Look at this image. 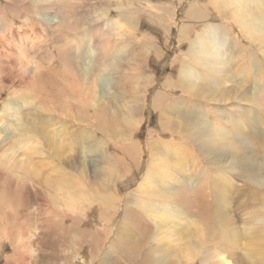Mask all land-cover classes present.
Segmentation results:
<instances>
[{"label":"rangeland","instance_id":"374dc122","mask_svg":"<svg viewBox=\"0 0 264 264\" xmlns=\"http://www.w3.org/2000/svg\"><path fill=\"white\" fill-rule=\"evenodd\" d=\"M36 1L0 0V120L8 134L0 132V264H221L222 254L230 264H263L250 256L259 234L249 224L257 229L252 218L264 214L255 198L264 200V24H250L264 18V0H49L52 8L28 11ZM21 36L48 101L17 66L19 44L9 47ZM216 42L223 71L205 62ZM11 96L23 104L13 132L17 119L1 116ZM42 100L57 113L42 110ZM250 110L260 123L244 126ZM37 115L53 125L45 137L36 119L43 133L31 139ZM203 122L233 127L229 138L240 132L250 158L241 159L235 140L204 151L213 128ZM22 138L31 140L24 151H38L15 155H29L41 171L24 172L3 155ZM225 176L232 182L226 212L217 207L221 198L214 201V184ZM170 194L182 201L162 220L159 205ZM200 196L212 204L205 211L191 203ZM221 211L240 232L237 245L216 240L187 250Z\"/></svg>","mask_w":264,"mask_h":264},{"label":"bare ground","instance_id":"6f19581e","mask_svg":"<svg viewBox=\"0 0 264 264\" xmlns=\"http://www.w3.org/2000/svg\"><path fill=\"white\" fill-rule=\"evenodd\" d=\"M13 1V0H12ZM213 1H216V4H217V2H219L220 0H213ZM222 1V0H221ZM229 1V0H228ZM233 1H235V0H233ZM56 2V1H55ZM227 2V1H226ZM51 1H49V0H38V1H36V2H34L33 3V5H29L26 9H28V11H31V9H33L34 10V8L33 7H36L37 9H39V8H42L43 10H48V9H50V8H52L53 7V5H51ZM54 3V2H53ZM36 6H35V5ZM259 8V7H258ZM260 9V8H259ZM258 10V9H257ZM260 11V10H259ZM2 13H3V9H1L0 8V19H2V17H3V15H2ZM250 14V13H249ZM240 15V14H239ZM256 15V14H255ZM236 16H237V14H236ZM242 16H240L239 18H241ZM256 17V16H255ZM257 18V17H256ZM242 19V18H241ZM244 22H245V20L244 19H242ZM249 22V20L248 21H246V23H248ZM238 23V22H237ZM242 23V22H241ZM246 23H244V25H247ZM259 23V24H258ZM251 28H256L257 29V27L260 25V27H262V24H264V18L263 19H259L258 18V20L256 21H251ZM241 25V24H240ZM122 26V25H121ZM123 27V26H122ZM249 27V26H248ZM247 27V28H248ZM259 28V27H258ZM8 30H13V26L11 27V28H8L7 27V31L5 30V28H3V30H2V33L4 34V36H7L8 35V33L10 32V31H8ZM254 30V29H253ZM262 30V29H261ZM260 31V30H259ZM13 32H16V31H13ZM12 32V33H13ZM244 32H245V29H244ZM264 32V31H263ZM210 33H213L212 31L210 32ZM243 33V32H242ZM246 33V32H245ZM253 33V32H252ZM247 34H249V33H247ZM257 35V34H256ZM17 36V35H16ZM210 36V35H209ZM255 36V35H254ZM259 36V35H258ZM261 36V35H260ZM22 37V36H21ZM3 38V37H2ZM17 38V37H16ZM28 39V38H27ZM213 40V39H212ZM24 41H26V37L24 36V38L22 37V38H20V40H19V42L17 41V40H15L14 42L12 41V42H10V43H8V44H10L9 45V47H11V46H16L15 45V43L16 44H19L17 47V50L15 51V53H13L14 55V57L16 58V57H18L17 58V66L19 67V69H20V71L22 72V74H23V76H26L27 78H30V76L32 77V82H34V79H36L38 76H39V74H40V69L38 68V65L35 63V62H33L32 61V58L31 57H29V55L27 54L28 52L27 51H25L24 52V50L23 49H21V48H19V46L20 47H23V46H21L22 44H23V42ZM262 42H264V41H262ZM14 43V44H13ZM28 43V42H27ZM28 45V44H27ZM27 45H25V46H27ZM203 46V45H202ZM12 47V48H13ZM11 49V48H10ZM14 49H11V51H13ZM9 52H10V50H9ZM27 52V53H26ZM213 52H214V54L213 55H210L207 59H210V61H205L206 63H208V64H214V66H215V70L214 71H217V70H220V71H223V70H225V65L227 64V60L226 59H224V56H223V54H224V52H223V46L222 45H220L218 42H216V43H214V49H213ZM11 53V52H10ZM204 55V54H203ZM85 58V57H84ZM88 58V60H89V62L87 63L88 64V66L86 67V73L87 72H89L90 74V76L93 78V77H95V70H94V68H93V65H94V63H95V59H93L92 57H90V56H88L87 57ZM87 58H85V59H87ZM21 59H24L23 61H21ZM206 59V60H207ZM81 60H83V59H81ZM196 60V59H195ZM29 62H31V66L33 67V69H28L27 67H26V65L27 64H29ZM203 63V62H202ZM229 64V63H228ZM208 65H206V67H207ZM84 68V67H83ZM85 69V68H84ZM208 69V68H207ZM26 70H28L29 72H31V73H28ZM227 70V69H226ZM230 70V69H229ZM186 71V70H185ZM185 71H184V73H185ZM212 70H210V72H211ZM27 72V73H26ZM190 73H191V70L189 71ZM201 73H203V72H201ZM231 73V72H230ZM26 74H29L30 76H28V75H26ZM193 74V73H192ZM189 75V74H188ZM203 75V74H202ZM239 75V74H238ZM195 77V75H190V78L191 77ZM21 79H26L25 77H20ZM213 78H215V77H213ZM222 79V78H221ZM37 80V79H36ZM220 80V79H219ZM92 81V80H91ZM31 82V83H32ZM213 82L215 83V81H214V79H213ZM32 85V84H31ZM33 85H36L37 86V90H38V93H39V96L41 95L40 94V91H41V93H42V98L44 97L43 95H47V92L44 90V87H42L41 88V85L37 82V83H33ZM207 85V84H206ZM35 87V86H34ZM243 87H244V85H243ZM36 88V87H35ZM190 88H192V87H190ZM193 89V88H192ZM195 90V89H194ZM244 90V89H243ZM1 91V90H0ZM34 93V92H33ZM13 94H14V91H13ZM34 94H36V92L34 93ZM16 96V95H15ZM36 96V95H35ZM20 97H22L21 95L19 96V98ZM27 96H25L24 98H26ZM33 97V96H32ZM28 98V97H27ZM39 98V97H38ZM35 99H37V98H35ZM43 100L44 101H48V99H47V97H45V98H43ZM42 100V103H44V101ZM162 97H156V98H154V103L157 105V104H160L161 102H162ZM33 101V100H32ZM45 104V103H44ZM23 104H21L18 100H14L13 98H12V96H11V98L10 99H8V103H5L4 104V106H3V108H2V117H4V116H9V117H11V118H14V120H16L17 119V123L19 122V124H16L15 126H13L12 128H11V132H13V130L14 131H17L18 129H19V127H21V121H20V119H18V117H17V115L20 113V111H22V109H23V106H22ZM25 105V104H24ZM41 107V106H40ZM47 107H48V105H43V108H42V110H46V112L47 111H55L56 113H57V111H58V107H54L55 109H53V108H51V109H47ZM44 110V111H45ZM34 113V112H33ZM131 113V112H130ZM256 113V112H255ZM252 110H250V114L248 115V113H244L243 115H244V117L242 116V119L243 118H245L246 119V123L244 124V126H246L247 124H249L250 125V123H253V124H257V123H260V118L259 117H257L258 115H256ZM44 115V114H43ZM253 116V117H252ZM249 117H251L252 118V120H253V122H251L250 120H249ZM48 118H50V116L48 115V116H39V115H37L36 116V118L34 117V121L32 120V122L33 123H31L30 124V127H29V135L28 136H30L31 137V139H33L32 137H37V131H39L41 134L43 133L41 130H40V128L39 127H37L34 123H35V120L36 119H38V121L40 122V123H43L44 124V129H45V132H44V135H45V137H46V132H48L47 131V129H48V127L49 126H51V125H53V122L52 123H50L49 122V119ZM196 119H197V117H196ZM232 119V118H231ZM240 119V118H239ZM60 120V119H59ZM194 120V119H193ZM235 120V119H234ZM69 121V120H68ZM190 122H191V120H190ZM197 122H199V120L197 121ZM257 122V123H256ZM194 123V122H193ZM203 123H206V124H204V125H206L207 127H206V129H211V128H213V130H212V133H210L211 135H210V137H208L207 139H206V143L205 142H201L200 144H203L204 146V151L206 150V151H210V149L211 150H214L213 148L215 147V146H219V147H225V148H228V147H230V145L231 144H233L235 141V143L233 144V147H235V151H236V153H238V154H240V157H241V159H243V161L244 160H247V159H249L250 157H245L244 156V151H246L247 150V147L246 148H244L243 147V144H244V142H243V139L241 138V135H239V133L238 134H234L231 138H229V135H228V133H230L231 131H233L232 129H233V127H232V129L231 128H229V127H226V126H223V125H221V124H219L218 122H217V126H215V124H213V126H210L209 125V122H203ZM34 124V125H33ZM197 124H199V123H197ZM239 124V123H238ZM0 132L1 133H3L4 134V132H6V134H7V130L5 129V128H3L2 126V121L0 120ZM219 125V126H218ZM188 126H190L189 124H188ZM200 126V125H199ZM198 126V127H199ZM201 126H202V124H201ZM248 126V125H247ZM195 127V126H194ZM168 128V127H167ZM192 128V127H191ZM202 128V127H201ZM205 128V127H204ZM243 128V127H242ZM180 129H181V127H180ZM195 129V128H194ZM199 129V128H198ZM227 129V130H226ZM185 130H187V129H185ZM203 130V129H202ZM58 131H60V130H55V132H58ZM178 132L177 133H179L180 131L179 130H177ZM188 131V130H187ZM256 131V130H255ZM25 132V131H24ZM54 132V133H55ZM238 132V131H237ZM252 132V131H251ZM0 133V134H1ZM53 133V132H52ZM53 133V134H54ZM172 133V132H171ZM177 133H176V136H177ZM194 133V132H193ZM236 133V132H235ZM47 134H49V133H47ZM174 134V133H173ZM199 134V133H198ZM243 134V133H242ZM252 134V133H251ZM8 135V134H7ZM13 135V134H12ZM40 135V134H39ZM38 135V136H39ZM58 135H59V133H58ZM86 135V134H85ZM185 135V134H184ZM244 135V134H243ZM23 136H25L26 138H27V135H24L23 134ZM54 136V135H53ZM181 136V135H180ZM183 136V135H182ZM190 136V135H189ZM193 135H191L190 137H192ZM253 136V135H252ZM39 137H41V136H39ZM185 137V136H184ZM188 137V136H187ZM194 137V136H193ZM24 139V138H22L23 140H21L20 139V144H19V142L18 141H14V142H12L11 143V147L9 148V149H6L5 151H4V156L7 158V159H9V160H12V161H16L17 160V163H14L16 166H18L19 167V169H21V170H23L24 172H32V171H36V172H39V171H41V170H38V168L35 166V165H33V164H31V162H32V160H30V158H29V155H27L26 156V158L25 159H23V160H19V158H17V156L15 155V150H16V148H18V150H20L21 152H23L24 151V149H26V145L27 144H29V143H31V140L30 141H28L27 139ZM53 137H52V135H50V139H52ZM186 138V137H185ZM202 138V137H201ZM5 139H9V137H6ZM56 139H57V137H56ZM188 139V138H187ZM186 139V140H187ZM197 139V138H196ZM245 139V138H244ZM45 140V139H44ZM198 140V139H197ZM231 140H235L234 142L233 141H231ZM246 140V139H245ZM199 141V140H198ZM246 141H248V140H246ZM128 142V141H127ZM194 142H195V140H194ZM132 143V142H131ZM52 144V143H51ZM245 145V144H244ZM132 146V145H131ZM130 146V147H131ZM86 147V146H85ZM72 148V147H71ZM133 148V147H132ZM2 149V151H3V148H1ZM87 149H89V148H87ZM133 150V149H132ZM9 151H11V154H9L8 152ZM38 151V149H32L31 148V150H29V151H27V150H25L24 152H23V154H25L26 152H29V153H31V154H33L32 152H37ZM88 151V150H87ZM127 151V150H126ZM129 151V150H128ZM129 153H130V151H129ZM24 156V155H23ZM16 159H15V158ZM237 159V158H236ZM30 164V165H29ZM69 167H70V165H69ZM236 170H238L239 171V169L236 167ZM246 171H248L249 172V169H246ZM34 173V172H33ZM182 175V174H181ZM244 175V174H243ZM167 179V178H166ZM183 179H184V177H183ZM220 180V181H219ZM177 181H181V180H177ZM163 182V184H165V182L164 181H162ZM181 183L183 184V187H182V189H186V187L184 188V181H181ZM34 184H35V181H34ZM187 184V182L185 183V185ZM215 186H214V190H215V192H216V197L214 198V201H215V205H218L219 204V200H220V198H221V201H222V204L221 205H219V206H217V207H219V208H221L222 210L224 209V211L226 212V209H227V207H229V205H230V197H231V193H230V186H232V182H231V179L229 178V176H225V177H221V178H219L218 179V181H216L215 182V184H214ZM172 186H173V183L172 182H168V183H166L165 184V190H170V188H172ZM44 190V189H43ZM220 192H219V191ZM164 192H166L167 193V191H164ZM169 193V192H168ZM259 193H262V192H259ZM161 194V193H160ZM159 194V195H160ZM162 195H163V193H162ZM185 195V194H184ZM262 195V196H261ZM260 196H255V198L256 197H258L259 198V204L260 205H263L264 204V200L262 199V197H263V194H261ZM79 196V195H78ZM70 199V198H69ZM167 199V201L165 202V204L164 205H159L160 206V212H161V214L160 215H158V218H160V219H162V220H164V219H169V218H172V216L171 217H168V216H166L165 214H164V212H166V211H168L169 209H170V207L174 204V203H180L181 201H182V199L178 196V195H174V194H170L169 195V197H167L166 198ZM190 200V199H189ZM257 200V199H256ZM232 201V200H231ZM258 201V200H257ZM205 202V203H204ZM208 201L207 200H204L203 199V197L201 198V196L200 197H198V199H191V203L192 204H196L198 207H202V211H205V205H206V207H207V209H208V206H210V204L209 203H207ZM188 203H190V201H188ZM71 204V203H70ZM150 204V206L149 207H155V204L154 203H149ZM205 204V205H204ZM74 205V204H73ZM212 205V204H211ZM178 206V205H177ZM185 208V207H184ZM211 208V207H210ZM153 209V208H152ZM261 209H264V208H261ZM228 210V209H227ZM256 211H258V210H256ZM176 212H177V210H176ZM211 212H213V211H211ZM228 212V211H227ZM206 213V212H205ZM210 213V212H209ZM252 213H254V212H252ZM130 215V214H129ZM133 215V214H132ZM176 215V214H175ZM207 215V214H206ZM211 215V214H210ZM208 218V217H207ZM206 218V219H207ZM210 219H211V222H212V224H211V226L212 227H208L207 228V230L206 229H204V235H206L205 237H203V236H201V234L199 233V237H196L195 238V240H196V243H197V245H196V243H194V246H186V249L187 250H189V249H193V250H196L197 252H198V249H197V247L198 246H201L202 248H203V245L204 244H212V243H210V242H216V240H219V242H221V243H232V244H234L235 243V245H237V240L239 239V237H240V232H239V230H238V228H236L235 226H234V221H233V219H232V217L230 216V213L228 214V213H223L222 211H221V213H215V216L213 215V216H211V217H209ZM210 222V221H209ZM252 222H255V223H261L260 225H259V227L256 229V228H254V226H256L257 224H249V225H254L253 226V228L251 229V232L252 231H256V232H258V234H259V236H258V238H254L253 236H251V241H249V245H253L254 246V248H255V250H254V252H253V250H252V248H251V246H250V256H252L253 258L255 257H260L261 258V262L264 264V245L262 244L263 242H264V214L263 213H261V211H260V215H258V217L257 218H252ZM210 225V224H209ZM252 235H253V232L251 233ZM168 235V234H167ZM197 239H198V241H197ZM169 243V242H168ZM231 249V248H230ZM208 253H209V251H208ZM212 255H213V257L215 256V250H212L211 249V252H210ZM210 253H209V255H210ZM207 256V255H206ZM170 257V256H169ZM220 258H222V261L220 262L221 264H230V260L229 259H226L225 258V256L222 254V255H220ZM164 264H167V263H164Z\"/></svg>","mask_w":264,"mask_h":264}]
</instances>
